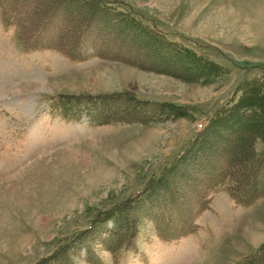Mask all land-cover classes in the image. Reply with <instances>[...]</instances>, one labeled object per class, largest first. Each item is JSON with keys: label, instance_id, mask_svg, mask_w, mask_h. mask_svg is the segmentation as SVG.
<instances>
[{"label": "rangeland", "instance_id": "obj_1", "mask_svg": "<svg viewBox=\"0 0 264 264\" xmlns=\"http://www.w3.org/2000/svg\"><path fill=\"white\" fill-rule=\"evenodd\" d=\"M8 1L0 264H264V0Z\"/></svg>", "mask_w": 264, "mask_h": 264}, {"label": "trees", "instance_id": "obj_2", "mask_svg": "<svg viewBox=\"0 0 264 264\" xmlns=\"http://www.w3.org/2000/svg\"><path fill=\"white\" fill-rule=\"evenodd\" d=\"M8 2H10V1H8V0H0V13L6 11L4 6H7L8 7ZM27 2H28V0H19L18 4L16 5V9H14V15H16L18 13V10H22L23 11V8H25L24 6L27 5ZM15 18H16V16H15ZM47 26L48 27L50 26L49 21L47 23V20L46 21L44 20L38 26L37 32H36L35 36H33L32 39H30V41L27 40V42L29 44L28 45L29 47H32V46L35 47V45H38V46L42 45V43L44 42V40L39 39L38 35L45 34V32L48 30V27ZM52 27L53 26H51L50 29ZM86 31H84V32H86ZM58 38H59L60 41L65 42V40H62L61 39V37H58ZM79 39H80V46L83 45V44H85L83 42H87V40L86 39H83L82 36H80ZM86 44H90V43L88 42ZM83 100L86 101V102H91L90 100H92V99H83ZM79 101H82V99L79 98V97H76L74 95L60 96V97H56V98L52 99V103L55 106H56V103L57 104H61V106L59 107L60 110H58L54 105L53 106H54V108L56 110H58L59 112H61L64 115H69L68 114V112H69L68 110L72 106L71 104H69V102L70 103L71 102H75V104H76ZM97 102H99V103H97ZM97 102L96 103L98 105L96 103H94V102H91L92 105H93V107H94V109H95V113L94 114L96 115L97 120L99 122H102V123L110 122V120H111L110 119L111 112L109 113L108 110H110V108H111V105H110L111 102H109V100H106V99H103V100L102 99H99V101H97ZM112 112H114V111H112ZM207 122L209 123L210 121H207ZM208 123H206V124H208ZM251 126H252V124H251ZM200 130H202V129H200ZM200 130H198V132ZM243 131L240 130V132H238V134H236V137H239L238 138L240 140L239 146H242L241 147V150L242 151L245 150L244 147H247L248 144H249L250 139H252L251 138L252 135H249L248 132L245 133V131L244 132ZM256 131H257V129L255 130V132ZM255 132H254V135H255ZM235 157H236V155H234V159H232V164L234 165L233 167H235L234 168V170H235L234 174H236L238 171H239V173L243 172L245 175H249L250 174V176H249L250 178H249V180H247L245 186L243 187V190H244V193L246 194L245 199L247 198L248 201L249 200H252V197H255L256 195H259L260 194V191H263L264 190V180H262V175H263V172H264V155L262 157V161L263 162L260 159L261 162L259 161L255 165H253L252 162L251 163L250 162L247 163L245 161V157H243V156H241L239 158H237V157L235 158ZM228 163H230V161ZM41 263L42 262H38V264H41Z\"/></svg>", "mask_w": 264, "mask_h": 264}]
</instances>
